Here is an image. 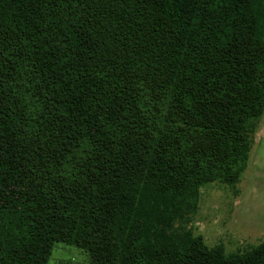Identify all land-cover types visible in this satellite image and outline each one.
<instances>
[{
    "label": "trees",
    "instance_id": "obj_1",
    "mask_svg": "<svg viewBox=\"0 0 264 264\" xmlns=\"http://www.w3.org/2000/svg\"><path fill=\"white\" fill-rule=\"evenodd\" d=\"M263 110L264 0H0V264H264L191 227Z\"/></svg>",
    "mask_w": 264,
    "mask_h": 264
},
{
    "label": "rangeland",
    "instance_id": "obj_2",
    "mask_svg": "<svg viewBox=\"0 0 264 264\" xmlns=\"http://www.w3.org/2000/svg\"><path fill=\"white\" fill-rule=\"evenodd\" d=\"M252 133L249 160L238 181L203 184L191 222L194 234H201L209 246L222 243L226 252L244 251L264 240V112ZM89 263L87 250L62 241L53 243L48 259V264Z\"/></svg>",
    "mask_w": 264,
    "mask_h": 264
},
{
    "label": "crops",
    "instance_id": "obj_3",
    "mask_svg": "<svg viewBox=\"0 0 264 264\" xmlns=\"http://www.w3.org/2000/svg\"><path fill=\"white\" fill-rule=\"evenodd\" d=\"M263 112H264V110H263ZM263 112H262V114H263ZM262 114H261V115H262ZM260 117H261V116H260ZM258 124H259V123H258ZM256 134H257L256 137L260 136V134H259V135H258V133H256Z\"/></svg>",
    "mask_w": 264,
    "mask_h": 264
}]
</instances>
